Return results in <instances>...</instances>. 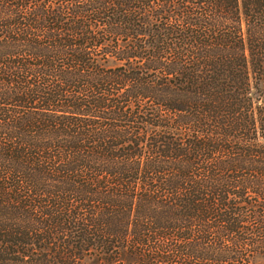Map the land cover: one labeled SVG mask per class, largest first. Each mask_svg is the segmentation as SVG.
I'll return each mask as SVG.
<instances>
[{"label":"trees","instance_id":"16d2710c","mask_svg":"<svg viewBox=\"0 0 264 264\" xmlns=\"http://www.w3.org/2000/svg\"><path fill=\"white\" fill-rule=\"evenodd\" d=\"M0 264H264V0H0Z\"/></svg>","mask_w":264,"mask_h":264}]
</instances>
